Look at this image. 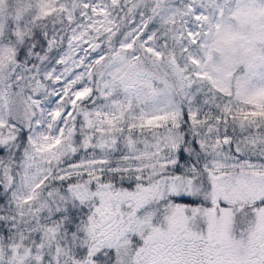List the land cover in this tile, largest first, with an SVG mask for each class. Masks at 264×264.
<instances>
[{
  "label": "snow or ice",
  "instance_id": "1",
  "mask_svg": "<svg viewBox=\"0 0 264 264\" xmlns=\"http://www.w3.org/2000/svg\"><path fill=\"white\" fill-rule=\"evenodd\" d=\"M0 264H264V0H0Z\"/></svg>",
  "mask_w": 264,
  "mask_h": 264
}]
</instances>
